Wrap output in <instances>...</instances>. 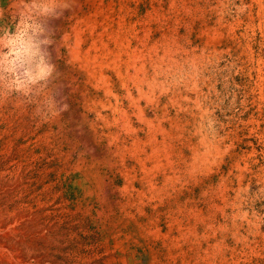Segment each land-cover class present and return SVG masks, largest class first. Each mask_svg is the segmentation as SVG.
<instances>
[{"label":"rangeland","instance_id":"obj_1","mask_svg":"<svg viewBox=\"0 0 264 264\" xmlns=\"http://www.w3.org/2000/svg\"><path fill=\"white\" fill-rule=\"evenodd\" d=\"M0 264H264V0H0Z\"/></svg>","mask_w":264,"mask_h":264},{"label":"bare ground","instance_id":"obj_2","mask_svg":"<svg viewBox=\"0 0 264 264\" xmlns=\"http://www.w3.org/2000/svg\"><path fill=\"white\" fill-rule=\"evenodd\" d=\"M28 45V44H27ZM20 47V46H19ZM29 49V51H32L33 47L32 46H28L27 47ZM44 64V63H43ZM31 67V65H30ZM32 68V67H31ZM46 67L44 65H39L38 67L34 68V71L33 70H30V71H33V73H37V75H41L44 73Z\"/></svg>","mask_w":264,"mask_h":264}]
</instances>
